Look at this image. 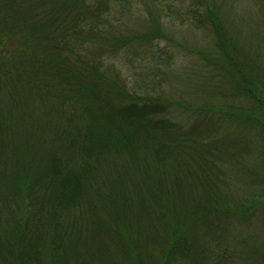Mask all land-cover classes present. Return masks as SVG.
Masks as SVG:
<instances>
[{"label":"trees","instance_id":"obj_1","mask_svg":"<svg viewBox=\"0 0 264 264\" xmlns=\"http://www.w3.org/2000/svg\"><path fill=\"white\" fill-rule=\"evenodd\" d=\"M131 1L0 0V264H264V90L220 0H136L142 34ZM171 16L213 39L201 104L115 62Z\"/></svg>","mask_w":264,"mask_h":264},{"label":"rangeland","instance_id":"obj_2","mask_svg":"<svg viewBox=\"0 0 264 264\" xmlns=\"http://www.w3.org/2000/svg\"><path fill=\"white\" fill-rule=\"evenodd\" d=\"M220 2L226 22L232 27L231 35L247 56L250 71L257 74L259 85L263 86L264 90V0H220ZM129 6L130 9L119 15L121 19L119 26L129 33H143L141 28L144 30L149 28L150 7L140 1L137 3L136 0H132ZM117 7L118 5L114 4L113 10L116 11ZM162 22L170 41L156 40L151 45L134 43L127 51L123 50L115 62L121 68V72L132 84L136 83L142 93L158 94L170 101L181 99L185 102L193 101L201 104L200 98L206 97L198 92H202L203 89L207 91V85L199 77L204 70L196 50L210 49L213 39L208 31L192 27L188 22L182 23L174 16ZM193 50L195 52H191ZM143 79L149 83L148 87L143 85ZM246 102L245 104H251L249 101ZM253 158L255 157L252 156L251 159ZM41 253L38 251L34 259L28 258L31 260L27 259V264L34 261L39 264ZM77 254H72L68 264H103L105 261L103 258L94 262L86 261ZM43 259L41 264H48L49 258ZM24 264H26L25 260Z\"/></svg>","mask_w":264,"mask_h":264}]
</instances>
